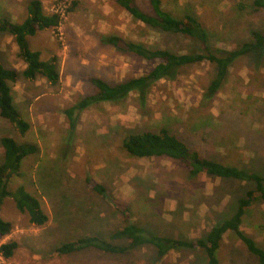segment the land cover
Returning a JSON list of instances; mask_svg holds the SVG:
<instances>
[{"label": "rangeland", "instance_id": "obj_1", "mask_svg": "<svg viewBox=\"0 0 264 264\" xmlns=\"http://www.w3.org/2000/svg\"><path fill=\"white\" fill-rule=\"evenodd\" d=\"M28 1L0 0V15L20 22ZM40 1L51 13L53 4L65 0ZM72 1L76 6L67 13L60 30L48 28L28 37L30 48L40 51L43 59L55 58L58 82L52 85L44 78L19 76L12 84L17 107L30 124L28 131L20 135L0 117V137L9 134L37 146L19 175L11 178L10 187L25 185L39 197L48 215L47 223L36 227L15 208L11 198L4 200L0 216L11 221L13 229L0 235V244L9 240L18 244L7 260L11 264H204L200 248H179L157 260L151 246L124 254L92 248L58 254L55 247L89 234L110 238L123 219L115 203L130 208L133 222L172 238L201 237L228 216L236 198L252 189V183L202 173L190 178L179 161L126 155L120 138L125 129L156 130L165 124L208 157L263 175L264 54L259 59L252 55L236 59L226 82L211 100L204 93L213 76L212 65L189 64L174 79L158 80L143 107L133 94L118 104L102 102L83 110L76 128L70 131L63 110L93 93L92 77L112 84L142 75L153 66L151 61L101 43L100 34L115 33L178 53L199 49L187 37L157 32L133 20L115 0ZM174 1L183 11L198 16L211 31L214 47L221 50L248 41L251 30L264 34V10L253 11L249 0ZM135 2L148 9L146 0ZM12 44L10 34L0 33L2 64L10 68L15 64L20 70L23 61L11 51ZM87 179L104 185L107 196L96 194ZM240 229L264 248V201L248 207ZM218 253L219 264H256L239 240L228 233Z\"/></svg>", "mask_w": 264, "mask_h": 264}, {"label": "trees", "instance_id": "obj_2", "mask_svg": "<svg viewBox=\"0 0 264 264\" xmlns=\"http://www.w3.org/2000/svg\"><path fill=\"white\" fill-rule=\"evenodd\" d=\"M148 9L140 7L135 0H115L133 20L142 22L146 27L157 32L179 34L197 43L198 50L184 53L171 51L150 45L144 41L124 38L115 33L99 35V41L127 54L151 61L153 66L144 74L131 76L116 83H108L100 77H92L93 93L80 97L75 103L66 107L63 112L68 121L69 130H74L83 110L97 106L102 102L118 104L131 94L139 107H143L154 84L160 79H174L183 66L208 62L213 67V76L209 80L204 97L211 100L226 82L229 69L234 61L244 56L264 54V34L251 30V38L243 41L231 50L214 47L211 31L193 12L182 10L177 1L146 0ZM253 11L264 10V0H249ZM76 1H72L68 12L73 11ZM244 9L243 4L240 5ZM26 13L20 22H12L0 15V33H8L17 45L18 56L25 63V68L17 70L6 67L0 59V117L7 120L13 128L24 135L29 122L23 118L14 99L12 84L19 76L27 80L44 78L54 85L58 82L59 73L55 58L42 59L40 51L30 48L27 37L37 32L56 27L60 18L57 13H47L40 0H29ZM180 9L183 11L181 13ZM264 115V111H263ZM205 128V124L202 126ZM2 156L0 159V207L6 198H11L15 208L25 213L29 223L36 227L44 226L48 215L42 209L38 196L29 191L25 185L10 187L11 178L19 175L24 161L36 153L37 146L30 142H19L13 136L4 134L0 137ZM123 152L133 158L167 157L182 163L190 178L198 174L217 177L225 180L245 181L254 187L235 200L231 213L208 228L203 236L195 239L172 238L155 233L147 227L131 220L130 208L115 203L123 215L122 225L115 229L110 238L99 234H89L67 240L55 247L58 254H69L92 248L104 253L124 254L141 246H151L157 260L179 248H200L205 254L204 264H219V250L226 233L232 235L254 257L256 264H264V248L254 238L240 229L243 217L251 204L264 201V174L245 169L239 164L227 160L221 161L208 157L198 148L191 146L184 138L162 124L158 129H125L120 138ZM91 189L101 197H106L108 190L99 182L87 179ZM13 229L11 221L0 216V235H8ZM18 244L9 240L0 244V255L4 259L13 256Z\"/></svg>", "mask_w": 264, "mask_h": 264}, {"label": "built area", "instance_id": "obj_3", "mask_svg": "<svg viewBox=\"0 0 264 264\" xmlns=\"http://www.w3.org/2000/svg\"><path fill=\"white\" fill-rule=\"evenodd\" d=\"M71 3V0H65L62 3H56L53 4L50 12L51 13H57L59 15L60 18V22L59 24L56 26L57 30H60L61 25L63 23V21L66 19L67 17V13H68V6ZM0 264H11L7 259H4L1 255H0Z\"/></svg>", "mask_w": 264, "mask_h": 264}, {"label": "crops", "instance_id": "obj_4", "mask_svg": "<svg viewBox=\"0 0 264 264\" xmlns=\"http://www.w3.org/2000/svg\"><path fill=\"white\" fill-rule=\"evenodd\" d=\"M26 7V6H25ZM25 11H26V9H25ZM26 13V12H25ZM24 16H25V14H24ZM24 16H23V18H24ZM8 18V17H7ZM9 19V18H8ZM9 20H11V19H9ZM12 22H14V21H16V20H11ZM42 31V30H41ZM40 32V31H39ZM38 33V32H37ZM36 33V34H37ZM35 34V35H36ZM35 35H33V36H35ZM33 36H31V37H33ZM28 37H30V36H28ZM28 37H27V40H28ZM11 38V37H10ZM12 39H13V41H14V38L12 37ZM29 43V42H28ZM30 46V45H29ZM32 49V48H31ZM34 50V49H33ZM11 51L12 52H14V53H17V51H18V48H17V45H16V43H15V41H14V44H12V47H11ZM40 54H41V56H42V53L40 52ZM42 58V57H41ZM0 59H1V57H0ZM43 59V58H42ZM11 67L13 68V69H15V70H17L18 72H21L24 68H25V63L23 62V65H22V67H21V69L19 70L18 68H16V66H15V64H13V65H11ZM40 78H42V77H40ZM35 80V79H34Z\"/></svg>", "mask_w": 264, "mask_h": 264}]
</instances>
